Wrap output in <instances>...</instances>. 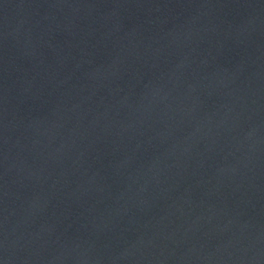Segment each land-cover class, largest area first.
Returning a JSON list of instances; mask_svg holds the SVG:
<instances>
[{
	"label": "water",
	"instance_id": "obj_1",
	"mask_svg": "<svg viewBox=\"0 0 264 264\" xmlns=\"http://www.w3.org/2000/svg\"><path fill=\"white\" fill-rule=\"evenodd\" d=\"M0 264H264V0H0Z\"/></svg>",
	"mask_w": 264,
	"mask_h": 264
}]
</instances>
